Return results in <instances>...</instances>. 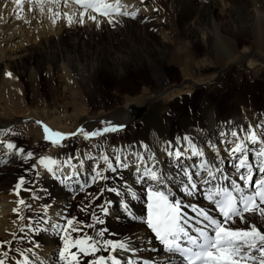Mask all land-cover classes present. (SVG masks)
I'll list each match as a JSON object with an SVG mask.
<instances>
[{"label": "bare ground", "instance_id": "bare-ground-1", "mask_svg": "<svg viewBox=\"0 0 264 264\" xmlns=\"http://www.w3.org/2000/svg\"><path fill=\"white\" fill-rule=\"evenodd\" d=\"M39 3L41 7H37V0H31L30 11L29 0H21L18 9L13 0H0V164L8 163L12 166L7 170L8 174L10 170H14L18 154L15 149H6L4 144L13 141L18 147L12 136L18 132L19 125L24 120L35 116L47 119L55 128L58 125L50 121L45 110L48 101L40 95L41 81L47 84L51 97L57 100V93L61 92L63 98L67 97V104L76 112V121L70 122L69 128L59 131H71L70 127L77 122L87 130L102 129L110 127L117 119L127 128L130 119L126 104H113L108 108L91 107L85 97L95 88L100 75H113L116 79H121L132 70L138 73L146 71L156 81L154 86L148 87V95L134 99L137 103V106L134 105L136 109L143 111L139 118L140 129L137 137L131 141H116L117 146L110 145L107 139L84 141L75 151L63 152V157L58 160L65 162L60 168L63 175L73 171L72 164L79 168L81 161L91 174L93 164L101 170L105 168L102 159L105 155L114 159L116 153L123 157L126 152L140 151L145 158L148 152H157L162 164L156 165V168L162 170L165 175L175 177L176 158L164 155L169 150L165 145L169 140L174 142L176 137H183L185 134L192 137L197 151L206 153L205 157H193L189 163L207 160L219 149L225 163L216 166L225 168L228 175H232L234 169L225 151V148L235 147L231 131L241 127L246 130L249 124L264 125V0H120L123 8L130 12L135 11L136 16H119L115 25L109 24L103 17H98L97 24L88 20L87 15L84 23H79V12L82 9L75 0H39ZM166 6L170 9L167 17H164L162 14ZM65 13L73 17V23L67 22ZM30 59H35V63L28 65ZM208 62L210 65H205ZM235 66L238 68L236 87L230 91L224 110H220V103L212 97V93L222 77L206 78L204 74H209L213 69H224L227 74ZM172 67L178 70V80L169 78L165 72L167 68ZM260 68L262 69L258 76L262 78L261 99L255 105L254 93L257 92H247L240 88V83L241 76L254 82L256 79L253 70ZM5 72H11V77H6ZM22 77H25V82ZM205 78L209 85L204 86L200 97L195 99L189 110L176 116L177 121L172 126V118L167 117L166 101L173 97L186 96L189 93L190 81L198 85L201 83L199 81ZM25 84L34 98L33 101L28 102L25 98ZM155 114L162 122L163 131L158 134L153 131L159 130L150 126V120ZM48 123L42 124L49 127ZM26 130L39 133L41 131L32 124H29ZM254 130L258 137L264 136V128ZM226 131L229 135L222 137L220 133ZM246 135V131L241 132L240 139H246ZM72 137L64 142L82 139L78 134ZM221 139L229 140V144H219ZM141 142L149 145L147 150L139 148ZM60 147L62 148L61 143L52 144V154L57 153L56 150ZM188 147L190 146L184 143L181 150ZM256 147L258 150L259 145ZM171 150L174 152L175 149ZM186 155L191 156V152ZM70 156L74 159L68 161ZM50 158L55 159L54 155ZM147 163L149 167L153 166L152 162ZM37 171L41 173L39 180L53 183L64 195L53 196L49 200H40L38 196L36 199H33V196H16L11 192L13 186L9 185V177H4L5 181L0 183V242L12 241V250L6 258V264H12L13 257L20 259L16 249L33 248L34 245L38 247L34 253H29V258L34 259L35 264H61L58 258L61 242L58 225L65 221L60 218H71L74 213H81L85 217V213L79 209L86 204L74 205L71 197L80 189L79 185L69 180L53 179L43 166L38 167ZM256 174V179H260L258 169ZM124 176L131 179L127 171ZM86 179L88 178L81 176V183ZM172 183L176 184L178 181L172 180ZM137 189L139 190V186ZM20 193L22 194V191ZM91 197L87 206L89 218L86 223L92 224L93 227L85 228L84 233L94 235L97 232V225L90 218L91 212L96 211L97 216L106 221L102 225L108 230L105 238L127 240L130 235L145 236V229L140 221L129 218L114 195H104L100 200L101 204L108 199L115 201L114 204L108 205L110 212L106 217L95 208ZM20 199L31 207L26 208L19 204ZM191 199L195 202L199 197ZM133 203L134 212L139 216L144 212L143 206L140 202ZM44 205H49L47 211ZM14 208L17 212H13ZM28 217L33 218L34 224L37 220H48L51 225L57 227L48 226L46 231L33 234L25 227ZM256 220L258 221L259 217H256ZM237 226L244 227L239 225V222ZM22 227L24 232L20 231ZM41 227L45 225L41 223ZM11 233H16L15 239ZM135 246L145 249L139 252L136 258L152 256L154 259H160L146 250V239ZM152 247H156L155 242ZM8 250L7 245L0 246V254ZM0 258H3L2 255ZM127 258L125 256V259ZM161 264L164 262L161 261Z\"/></svg>", "mask_w": 264, "mask_h": 264}, {"label": "snow or ice", "instance_id": "snow-or-ice-1", "mask_svg": "<svg viewBox=\"0 0 264 264\" xmlns=\"http://www.w3.org/2000/svg\"><path fill=\"white\" fill-rule=\"evenodd\" d=\"M13 2L17 9L20 8L21 0H13ZM75 3L82 9L79 12L81 24L84 23L86 15L88 20L97 24H99L98 17L106 18L111 25L118 23L116 18L119 16L133 18L136 16L135 11L130 12L123 8L120 0L115 2L75 0ZM29 5L31 11V0ZM37 7H41L39 0ZM65 18L69 24L74 22L73 17L68 16L67 13ZM4 74L6 77L12 75L11 72ZM37 123L43 127L44 140L54 145L78 133L88 140L126 127L117 124L93 131H85L81 127L75 133H62L52 131L40 121ZM256 128H264V125L249 124L246 130L241 127L231 131L230 135L235 141V147L225 148V151L234 169L232 175H228L225 168L216 166L225 163L219 149L207 160L201 159L198 163H189L193 157H205L206 153L197 151L192 137L188 134L176 137L174 142L169 140L165 145L169 150L164 155L176 158L175 177L165 175L162 170L156 168V165L162 164L157 152H148L146 158L140 151L126 152L123 157L120 153H116L114 159L105 155L102 157L105 168L101 170L93 164L91 174L81 161L79 168L76 164L71 165L73 171L68 175H63L60 171L65 162L40 156L37 162L31 165L37 177L41 173L36 169L38 166H43L53 179L73 181L81 189L89 186V180L92 184L99 182L102 186H98L97 194L91 197L95 208L106 217L110 212L108 205L114 204L115 201L108 199L101 204L100 200L105 193L109 196L114 195L119 199L124 213L133 221L139 220L145 229L144 237L130 235L127 240L105 238L108 230L103 227L94 235H88L84 233V229H91L93 225L86 223L89 217L88 207L85 205L79 209L85 213L84 220L78 219L77 216L60 218L65 221L58 225L62 241V246L58 250L61 264H161V261L164 264H264V207H262L264 206V136L258 137L254 130ZM245 131L246 139L242 140L240 133ZM220 135L227 137L229 133L226 131ZM184 143L190 147L182 151L181 146ZM218 143L228 145L229 140L221 139ZM257 145H259L258 150ZM4 147L9 150L15 149L17 154H22L24 151L16 147L13 141H8ZM148 147L145 142L139 144L140 149L147 150ZM173 148L174 152L171 150ZM189 151L191 156L186 155ZM32 156L33 152L28 151L24 158L30 159ZM72 159L74 157H68V161ZM147 162H152L153 166L149 167ZM257 169L260 179H255ZM27 171L25 169V173ZM126 171L129 172L131 179L124 176ZM81 176L88 179L81 183ZM172 180H177L178 183L173 184ZM26 183L31 182L26 181L25 176L18 177L13 192L17 196L20 190L31 192L30 188L23 187ZM193 197L199 199L193 202L191 199ZM33 199H36L35 195ZM133 202L143 204L144 212L139 216L134 212ZM18 203L26 208L31 207L23 199L18 200ZM48 208L49 205H44L45 211ZM13 212H17V209L14 208ZM256 217H259L258 221ZM90 218L96 225L106 223L97 216L96 211L91 212ZM237 222L244 227L237 226ZM41 223L45 227H41ZM48 226L57 227L51 225L48 220H37L34 224L33 218L28 217L25 227L29 232L36 234L39 231H46ZM20 231L24 232V228L22 227ZM11 235L16 238V233ZM145 239L148 245L146 250L160 257L159 260L152 256L136 258L138 253L145 249L137 248L135 245ZM153 242L156 247H152ZM11 244L12 241L0 242V246L7 245L9 249L0 254L3 257L0 258V264H6V258L12 250ZM37 247L38 245H34L33 248L16 249L20 259L11 258L12 264H35V260L29 258V253H34ZM125 256L128 258L125 259Z\"/></svg>", "mask_w": 264, "mask_h": 264}, {"label": "rangeland", "instance_id": "rangeland-1", "mask_svg": "<svg viewBox=\"0 0 264 264\" xmlns=\"http://www.w3.org/2000/svg\"><path fill=\"white\" fill-rule=\"evenodd\" d=\"M169 9H170L169 7L167 6L165 7V10L162 14L164 17H167V13ZM32 56H34V54ZM34 60L35 59L33 60L30 59V61H28V65L35 63ZM205 65H210V62H208V64L205 63ZM262 68L253 70L254 78L256 79L254 82L249 81L248 79L246 80V78H243L244 76H241L242 78H241L240 88L245 89L249 93L257 92V93H254L256 94L254 98L255 105H257L259 103V100L261 99L260 91L262 87L261 85L262 78L258 75L260 74ZM236 70H238V68L235 66L233 70H230L227 74L224 69H213L212 72H210L209 74L208 73L204 74L206 78L208 77L211 78V76H213L214 78L222 77V80H220V82L219 81L217 82V86L212 93V97L217 99L218 102L220 103L219 105L220 110H224V105L230 96L229 94L230 91L236 87ZM165 72L169 78L178 80L179 73H178L177 68H173V67L167 68ZM100 76L101 78H99V81L96 84L97 86L95 85L94 86L95 88L91 89L90 93H88L85 97L86 101L91 107L101 106L103 108H108L113 104L116 105V104L124 103L126 104L127 106L126 108L129 111V106H132V105L137 106V103L134 102V99L136 100L138 99V97H141L143 95H148V90H147L148 87L154 86L156 84L155 78L146 71H141L138 73V72H133L132 70H130L128 74L126 76H123L121 79H116L113 75H100ZM206 78L199 81V83L200 82L201 83L198 85H195L194 83L192 84V82L190 81V85H188L189 93L186 94V96L184 95L179 98L173 97L166 101L165 106L167 108L166 112L168 113L167 117L172 118L173 120L172 126H174V123H176L177 121L176 116L183 111L185 112L189 110V107L192 104H194L195 99L197 100L200 97L202 91L204 90V86L209 85L207 84L209 82H207L208 80ZM21 79L25 82V77H22ZM40 88H41L40 95L44 96L46 100L48 101V103L45 104L46 105L45 110L47 111L48 117L50 118V121L54 122L56 125L58 124L57 127H59V129H57V127L55 128L53 124L48 123L47 119H44V118L41 119L40 117L30 116L29 119L27 118L26 120H24V122L19 125L18 132L12 136L15 139L17 146L19 148H22L24 151L22 154L17 155V161L15 162V167L13 166L14 170H10L9 174L7 170H9V168L12 166H10L8 163L3 164V165L0 164V183L3 182V180L5 181L4 177H7V178L9 177L8 178V181H10L9 185L10 187L13 186L14 188V185L17 183V178L20 176H25L26 181L31 182V183H26L23 187L24 188L29 187L32 190V192L30 194L29 191L20 190L22 191L23 195L20 193L19 196L35 195V196H38L40 200H49L53 196H63L64 193L63 191L61 192V190L57 186H55L53 183L51 182L49 183L46 181L44 182L42 180H39L38 177L36 176L35 171L32 170L31 165L36 163L40 156L43 155V156L53 157L54 155L55 159L60 160L63 157V154H64L63 152H67L69 150L75 151L77 148L81 147L84 144V141H88V140L90 142H96L98 140L107 139L109 141V144L114 145V146H117L116 141H131L133 138H136L138 135V132H139L138 129H140L139 128L140 127V119H139L140 116L138 118H134L132 117V114L129 111L128 119H130V121L127 125V128L123 127V128L118 129L115 132L103 133L102 134L103 136L100 135V136L92 137V138H89L88 140H85L83 135L78 133L79 137L82 138L81 141H78V140L75 141L73 139L74 141L72 140V141L64 142L66 140L65 139L64 141L58 142L59 144L61 143L62 148L61 147L59 149L56 148L57 149L56 152L57 151L58 152L57 153L54 152L52 154V151H51L52 143L50 141L44 140L43 127L41 126V124H38L37 121H40L42 123H48L50 129H52L53 131H59L60 129L65 130L67 127L69 128L72 122L76 121L75 120L76 112L73 110V108L70 105L67 104V97L63 98V96L60 94L61 92L57 93L58 94L57 100H55L54 97H51V95L48 94V92L50 93V91H49V88L47 87V84H45L44 81L40 82ZM24 94L28 102L33 101L34 98L32 97V94L30 93V90H28V87L26 84H25ZM142 112L143 111H141V113ZM155 118H157L158 120H156ZM115 121L116 123H112L110 124V126L122 124V122H120V119H117ZM29 124L35 125L36 127L40 128L41 129L40 133L39 132H28L26 130V127ZM161 125H162V122H161L160 117L157 116L156 114L153 115L152 119L150 120V126L151 127L155 126L154 128L159 130L158 132L153 131L154 134H158L160 131L161 132L163 131ZM73 126L70 127L72 129L71 131H59V132L75 133L77 129L83 127L81 123H78V122L75 123V125ZM99 129L101 128H96V130H99ZM84 130L93 131L94 129L87 130L86 128H84ZM70 137L72 136L67 137V139H69ZM28 151H32L33 156L30 159H25L24 157L27 156ZM21 158L22 160H20ZM25 169L28 170L27 173H25ZM110 174L111 173H109V175ZM257 176L258 174L255 175V179ZM10 177H11V180H9ZM98 186H102V185H99V182L97 184H92L90 181L89 186H86L83 189L80 188L78 191L74 192V194L71 195L74 205L86 204L88 206L90 196H94L97 194ZM11 192L14 195H16L13 192V190H11ZM105 195H108V194L105 193ZM140 203L142 204V202ZM143 209L144 208H142V210ZM72 215L77 216L78 219L80 220L85 219V217L81 213H74ZM100 228H102V225H97L96 230L99 231ZM61 246H62V241L59 244V248Z\"/></svg>", "mask_w": 264, "mask_h": 264}, {"label": "water", "instance_id": "water-1", "mask_svg": "<svg viewBox=\"0 0 264 264\" xmlns=\"http://www.w3.org/2000/svg\"><path fill=\"white\" fill-rule=\"evenodd\" d=\"M129 111L131 112L132 117L134 118H138L141 114V112L138 111L134 105L129 106Z\"/></svg>", "mask_w": 264, "mask_h": 264}]
</instances>
